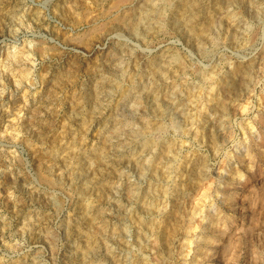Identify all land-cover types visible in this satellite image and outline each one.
<instances>
[{"label":"rangeland","instance_id":"rangeland-1","mask_svg":"<svg viewBox=\"0 0 264 264\" xmlns=\"http://www.w3.org/2000/svg\"><path fill=\"white\" fill-rule=\"evenodd\" d=\"M0 264H264V0H0Z\"/></svg>","mask_w":264,"mask_h":264},{"label":"bare ground","instance_id":"bare-ground-1","mask_svg":"<svg viewBox=\"0 0 264 264\" xmlns=\"http://www.w3.org/2000/svg\"><path fill=\"white\" fill-rule=\"evenodd\" d=\"M200 111H201V110H200ZM262 119H263V118H262ZM261 122H262V121H261ZM226 198H227V199H231V198H232V195H231V194H227V195H226ZM216 228H217V227L214 228V230H213L214 232L218 230V229H216ZM212 241H213V240H211V239L206 240V242H212Z\"/></svg>","mask_w":264,"mask_h":264}]
</instances>
